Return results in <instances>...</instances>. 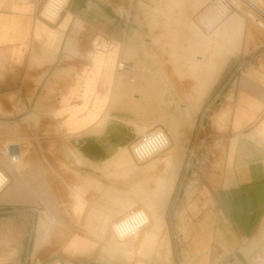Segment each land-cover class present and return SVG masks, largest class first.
<instances>
[{
  "label": "crops",
  "instance_id": "0c3cea01",
  "mask_svg": "<svg viewBox=\"0 0 264 264\" xmlns=\"http://www.w3.org/2000/svg\"><path fill=\"white\" fill-rule=\"evenodd\" d=\"M220 1L66 0L48 20L47 0H0V264H129L128 246L139 264H264V27ZM154 129L165 156L134 165ZM138 207L150 224L118 246Z\"/></svg>",
  "mask_w": 264,
  "mask_h": 264
},
{
  "label": "built area",
  "instance_id": "2783aa9c",
  "mask_svg": "<svg viewBox=\"0 0 264 264\" xmlns=\"http://www.w3.org/2000/svg\"><path fill=\"white\" fill-rule=\"evenodd\" d=\"M239 1L243 5L245 4L251 6L253 9H256L264 18V12L261 13V9L256 4H254L252 0ZM220 5L223 14H228L231 11V8L234 7L231 0H221ZM44 18L51 20L47 17ZM118 67L123 68L124 64L119 63ZM168 144L169 138L166 132L162 129H154L140 134L132 143L130 147V153L133 161L136 164H141L161 154L167 148ZM3 153L8 158L10 163H15L17 161V155L10 154L8 147L3 150ZM8 183V174L5 172V170L0 168V192L8 185ZM148 224L149 219L145 210L142 208H134L113 222L112 231L116 239L123 240L136 237ZM45 264L63 263L58 260H53Z\"/></svg>",
  "mask_w": 264,
  "mask_h": 264
},
{
  "label": "rangeland",
  "instance_id": "374dc122",
  "mask_svg": "<svg viewBox=\"0 0 264 264\" xmlns=\"http://www.w3.org/2000/svg\"><path fill=\"white\" fill-rule=\"evenodd\" d=\"M232 2H233V5H234V7L236 6L237 8H239V9H241V10H243L244 12H246V13H248L250 16H251V19H250V21H251V23L256 27V28H258V29H261L257 24H259L260 26H263L264 27V18L263 17H260V16H258L253 10H250L249 8H246L239 0H231ZM252 2L253 3H257L256 5L258 6V3L259 2H257V0H252ZM259 8L264 12V6L263 5H260L259 4ZM262 6V7H261ZM261 11V12H262ZM260 21V22H259ZM262 30V29H261ZM219 89H221V86H218L217 87V90H216V94H219L220 96L217 98V100H216V102L214 101L213 102V100H214V98L216 97V96H214L213 98H212V100L209 102V103H211V104H208L207 106H205V108H204V111H203V128L206 130V131H208V129H209V126H210V124L211 123H213V119H212V114H213V112H214V110L216 109V108H218L219 107V102H221V95H222V93L225 91V88H222L221 90H219ZM222 91V92H221ZM215 94V95H216ZM214 124V123H213ZM221 128V127H220ZM134 142V141H133ZM133 142H131V144H130V147H131V145H132V143ZM163 156H165V154H164V152H162L161 154H159V155H157V156H155L156 158H158V159H161ZM144 163H146V162H144ZM144 163H141V164H136L134 161H133V164L134 165H136V166H142V165H144ZM161 164L159 165V168H161ZM138 208H140V207H138ZM113 232V231H112ZM137 237V236H136ZM136 237H133V238H129V239H127V240H125V241H119V240H117L116 238H115V236L113 235V240L115 241V243L116 244H118V246H120V245H123L124 243H126L127 242V244H130L131 243V241L134 239V238H136ZM131 253H132V249L131 248H129V246H128V249H127V251H126V258L128 259V260H130V263L129 264H139V263H135V260L138 258V257H134V258H131L133 255H131ZM111 256H116V255H111ZM118 256V255H117ZM124 260V259H123ZM124 261H126V260H124ZM165 263H168V261H164V260H161V262L160 261H155V263L154 264H165Z\"/></svg>",
  "mask_w": 264,
  "mask_h": 264
},
{
  "label": "bare ground",
  "instance_id": "6f19581e",
  "mask_svg": "<svg viewBox=\"0 0 264 264\" xmlns=\"http://www.w3.org/2000/svg\"><path fill=\"white\" fill-rule=\"evenodd\" d=\"M64 2H66V0H48L47 2H46V4H45V6H44V8H43V11H42V15L44 16V17H47V18H49V19H51V20H53L56 16H57V14H58V11H59V9H60V7H61V5L64 3ZM258 2V1H257ZM262 7V6H261ZM170 144V143H169ZM169 144H168V146H169ZM168 146H167V148H168ZM166 148V149H167ZM165 149V150H166ZM164 150V151H165ZM163 151V152H164ZM154 158V157H153ZM152 159V158H151ZM151 159H149V160H151ZM148 160V161H149ZM147 162V161H146ZM146 212V211H145ZM147 213V212H146ZM147 216H148V219H149V224H150V218H149V215H148V213H147ZM148 224V225H149ZM147 225V226H148ZM146 226V227H147ZM145 227V228H146ZM144 228V229H145ZM143 229V230H144ZM142 230V231H143ZM129 239V238H128ZM118 240V239H117ZM125 240H127V239H123V240H119V241H125Z\"/></svg>",
  "mask_w": 264,
  "mask_h": 264
},
{
  "label": "water",
  "instance_id": "95a60500",
  "mask_svg": "<svg viewBox=\"0 0 264 264\" xmlns=\"http://www.w3.org/2000/svg\"><path fill=\"white\" fill-rule=\"evenodd\" d=\"M8 149H9V153L12 155L18 152V147L16 145H10Z\"/></svg>",
  "mask_w": 264,
  "mask_h": 264
}]
</instances>
